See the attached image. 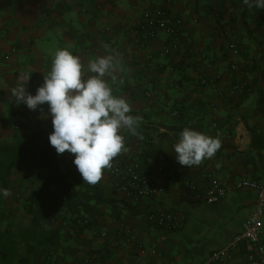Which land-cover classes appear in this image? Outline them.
<instances>
[{
  "label": "crops",
  "instance_id": "0c3cea01",
  "mask_svg": "<svg viewBox=\"0 0 264 264\" xmlns=\"http://www.w3.org/2000/svg\"><path fill=\"white\" fill-rule=\"evenodd\" d=\"M149 10L165 11L166 25L177 22L180 34L165 26L150 43H138L137 21ZM59 49L84 67L101 56L119 58L123 71L113 94L142 121L135 134L121 130L125 150L113 160L140 163L157 192L128 205L105 169L98 184L119 200L122 217L104 207L93 226L70 217L55 221L61 246L47 252L50 264H202L241 233L256 209L255 190H231L209 204L189 183L203 187L204 172L228 187L240 177H264V9L243 0H0V143L39 123L49 135L54 131L47 103L31 110L11 89L27 73V90L35 95ZM185 128L218 139L221 147L198 166H181L172 151ZM60 155L79 172L75 154ZM158 206L181 216L180 231L147 221ZM232 262L250 264L245 244Z\"/></svg>",
  "mask_w": 264,
  "mask_h": 264
},
{
  "label": "clouds",
  "instance_id": "9594fccd",
  "mask_svg": "<svg viewBox=\"0 0 264 264\" xmlns=\"http://www.w3.org/2000/svg\"><path fill=\"white\" fill-rule=\"evenodd\" d=\"M243 3L264 9V0H243ZM122 71L117 56H101L84 67L70 50L59 49L50 73L35 95L27 90L31 74L22 73L11 89L18 104L23 103L31 110L47 103L54 128L50 144L58 154L66 150L75 154L74 164L89 185L97 184L104 170L113 167V158L125 150L121 130L135 134L142 121L141 117L129 114L131 107L124 98L113 94L111 85L118 82ZM106 76L111 78V84ZM220 147L218 139L185 128L172 152L181 166L192 167L211 159ZM0 195L6 198L10 191L2 188Z\"/></svg>",
  "mask_w": 264,
  "mask_h": 264
},
{
  "label": "trees",
  "instance_id": "16d2710c",
  "mask_svg": "<svg viewBox=\"0 0 264 264\" xmlns=\"http://www.w3.org/2000/svg\"><path fill=\"white\" fill-rule=\"evenodd\" d=\"M49 136L47 128L39 123L26 135L15 134L0 143V189L11 191L16 173L31 184L22 205L31 226L17 235L9 228L0 231V264H33L32 248L56 252L61 234L53 220L70 217L76 223L87 219L85 227L93 226L104 214V207L114 219L122 217L116 196L107 195L98 183H84L81 174L50 144ZM2 198L0 195V201ZM23 244L31 248H23Z\"/></svg>",
  "mask_w": 264,
  "mask_h": 264
},
{
  "label": "built area",
  "instance_id": "2783aa9c",
  "mask_svg": "<svg viewBox=\"0 0 264 264\" xmlns=\"http://www.w3.org/2000/svg\"><path fill=\"white\" fill-rule=\"evenodd\" d=\"M166 17L165 11L162 10L146 11L137 21L139 30L137 42L142 45L150 43L165 26L170 34L179 35L181 29L177 22L166 25L164 21ZM232 49L237 52V47L232 46ZM201 79L202 84L208 82L206 76ZM176 113L175 111L173 114L176 115ZM111 163L113 167L110 172L114 186L123 195L126 204L139 205L144 199L156 194L157 186L153 178L140 163H119L115 160H112ZM202 177L205 180L203 187L200 188L194 181L189 183V187L196 191L199 198H203L209 204L221 202L231 190L252 189L257 193L256 209L244 223L243 231L235 235L226 246L212 252L202 264H234L232 262L233 251L241 247L242 244H245L249 249L250 264H264V177L262 179L240 177L230 187L208 172H204ZM146 219L151 225L170 232L180 231L182 227L181 216L176 211L163 206L150 209ZM76 223L79 226H86L89 224V220L78 219Z\"/></svg>",
  "mask_w": 264,
  "mask_h": 264
},
{
  "label": "rangeland",
  "instance_id": "374dc122",
  "mask_svg": "<svg viewBox=\"0 0 264 264\" xmlns=\"http://www.w3.org/2000/svg\"><path fill=\"white\" fill-rule=\"evenodd\" d=\"M14 187L10 191L8 197H4L0 201V231L9 228L10 231L17 235L19 230L28 229L31 226L30 219L27 218L22 207L24 198L31 190V184L27 178L16 173L13 178ZM23 248H31L27 244H23ZM35 260L33 264H50L48 251L49 248L40 249L32 248Z\"/></svg>",
  "mask_w": 264,
  "mask_h": 264
}]
</instances>
